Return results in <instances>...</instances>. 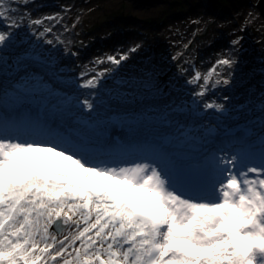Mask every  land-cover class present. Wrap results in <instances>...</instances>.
<instances>
[{
    "label": "snow or ice",
    "instance_id": "6c2138e0",
    "mask_svg": "<svg viewBox=\"0 0 264 264\" xmlns=\"http://www.w3.org/2000/svg\"><path fill=\"white\" fill-rule=\"evenodd\" d=\"M31 3L0 0V264H264V133L197 135L183 105L154 122L131 94L93 91L113 69L81 73L75 87L89 91L70 96L53 59L28 51L9 64L16 29L60 19L31 18ZM140 47L97 63L119 68ZM235 63L187 83L202 80L203 97Z\"/></svg>",
    "mask_w": 264,
    "mask_h": 264
},
{
    "label": "rangeland",
    "instance_id": "374dc122",
    "mask_svg": "<svg viewBox=\"0 0 264 264\" xmlns=\"http://www.w3.org/2000/svg\"><path fill=\"white\" fill-rule=\"evenodd\" d=\"M133 1H135L134 6L137 5L135 8L142 15L138 19L129 17L127 14L129 9H133L129 0H39L36 5L31 7L37 18L57 15L60 17L59 20H45V26L54 30L50 51L53 54L62 55L65 59H68L69 51L72 48L79 50L83 54V58L87 59V45L95 42V37H100L96 46L98 56H101L103 50L107 48L123 53L134 45H141L139 51L131 54L130 57L133 64L139 65L147 71L146 67L151 61L157 62L153 56L154 47H158L165 53H173L171 70L167 67L162 68V72L171 73L169 77L173 78L179 77V67L189 70L191 60L195 57L190 52V43L200 45L201 51L196 56L199 57L200 66L204 67L206 74L216 64L217 58L224 56L234 58L237 63L232 71H223V75L229 73L231 76L240 75L243 72L240 62L242 64L243 61H251L254 66L260 67L254 56L256 48L264 51V18L260 15L257 7L259 0H235L234 2L227 1L228 3L224 0L216 3L198 0L193 10L189 8L190 2L187 5L186 0H180L181 5H176V12L172 9V4L176 3V0ZM229 6H232L237 12L236 14L239 16L237 18L242 22V29L237 27L235 23L237 21L229 15L227 10ZM21 11H23V7H21ZM161 11H166L169 15L166 13L168 21L164 27L165 32H163L164 28L157 26L156 18ZM68 15H73V24L67 21ZM188 16L197 18L200 29L211 33L210 39L214 44L208 50L203 48L204 37L195 38L193 28H188L186 25ZM121 21L128 27L123 26ZM220 27L224 28V32L218 31ZM15 31L16 33L20 32L18 29ZM148 31L152 33L151 36L145 37ZM109 33L115 34L114 40H107L106 36ZM246 37L252 38V41H247ZM220 38L221 40H219ZM237 38H241L240 43L238 47H233L232 41ZM253 41H255V45L252 44ZM100 59H103V56ZM95 69H99V67H95ZM111 69H113V73L130 74V70L126 68L111 67ZM35 70L39 71L40 69ZM140 81L142 84L139 87L140 91L151 94L150 100L146 101L144 108L164 100L157 92L158 89L163 88V85H160L155 79L154 73L148 71L146 79ZM146 83H149L150 86L144 89L143 86ZM88 91L86 89L83 94H87Z\"/></svg>",
    "mask_w": 264,
    "mask_h": 264
},
{
    "label": "bare ground",
    "instance_id": "6f19581e",
    "mask_svg": "<svg viewBox=\"0 0 264 264\" xmlns=\"http://www.w3.org/2000/svg\"><path fill=\"white\" fill-rule=\"evenodd\" d=\"M129 4L131 5V7L133 8V9H135L137 12H138V10L135 8L136 6H134V4H135V1H133V0H129ZM257 7H258V3H257ZM258 9H259V11H260V8L258 7ZM260 13V15H262L263 16V14H262V12L260 11L259 12ZM141 15V14H140ZM142 16V15H141ZM264 18V17H263ZM122 25L124 24V22L123 21H121L120 22ZM167 24H165V26H166ZM123 26H127V25H123ZM200 26V25H199ZM221 29H224L223 27H220ZM243 30H244V27H243ZM129 32V31H128ZM135 33V32H134ZM195 37V36H194ZM211 34H209L208 32L207 33H204V41H202V44H203V46H205V47H207L208 45H210V44H214L212 41H211ZM246 39L247 40H252L250 37H246ZM219 40H221V38L219 39ZM254 43H252L253 45H255V41H253ZM199 59V58H198ZM250 62V68H254V69H257V67L256 66H254V65H252L251 64V61H249ZM87 67V66H86ZM88 68H90V67H88ZM233 68H234V66H233ZM224 70V69H223ZM233 70V69H232ZM173 78V77H172ZM169 80L171 81V79L169 78ZM211 90L213 89L212 87L210 88ZM245 89H246V87H245ZM245 91H243V93H244ZM170 94V93H169ZM262 100H263V98H262ZM172 106H174V105H172ZM211 117V116H210ZM227 140V139H226ZM224 142H225V140H224ZM230 142H232V141H226L225 143L227 144V143H230Z\"/></svg>",
    "mask_w": 264,
    "mask_h": 264
},
{
    "label": "water",
    "instance_id": "95a60500",
    "mask_svg": "<svg viewBox=\"0 0 264 264\" xmlns=\"http://www.w3.org/2000/svg\"><path fill=\"white\" fill-rule=\"evenodd\" d=\"M210 2H218L220 0H209ZM229 2H233L234 0H227ZM258 7L260 8V11L262 12L263 14V17H264V0H259L258 2Z\"/></svg>",
    "mask_w": 264,
    "mask_h": 264
}]
</instances>
